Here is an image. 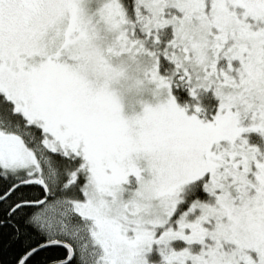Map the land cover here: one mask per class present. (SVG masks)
Returning <instances> with one entry per match:
<instances>
[{
	"label": "snow or ice",
	"instance_id": "6c2138e0",
	"mask_svg": "<svg viewBox=\"0 0 264 264\" xmlns=\"http://www.w3.org/2000/svg\"><path fill=\"white\" fill-rule=\"evenodd\" d=\"M113 50L155 103L125 115ZM0 239L3 264H264V0H0Z\"/></svg>",
	"mask_w": 264,
	"mask_h": 264
},
{
	"label": "clouds",
	"instance_id": "9594fccd",
	"mask_svg": "<svg viewBox=\"0 0 264 264\" xmlns=\"http://www.w3.org/2000/svg\"><path fill=\"white\" fill-rule=\"evenodd\" d=\"M110 44V41L105 40V49ZM107 62L111 69V88L120 96L123 109L127 107L131 113L141 101L149 103L148 97H152L157 86L149 75L150 67L146 58L136 53L121 55L113 50L112 55H107Z\"/></svg>",
	"mask_w": 264,
	"mask_h": 264
},
{
	"label": "trees",
	"instance_id": "16d2710c",
	"mask_svg": "<svg viewBox=\"0 0 264 264\" xmlns=\"http://www.w3.org/2000/svg\"><path fill=\"white\" fill-rule=\"evenodd\" d=\"M128 2L130 3L131 0H128ZM7 254L3 248V240L0 239V264H3L4 259L6 258Z\"/></svg>",
	"mask_w": 264,
	"mask_h": 264
},
{
	"label": "rangeland",
	"instance_id": "374dc122",
	"mask_svg": "<svg viewBox=\"0 0 264 264\" xmlns=\"http://www.w3.org/2000/svg\"><path fill=\"white\" fill-rule=\"evenodd\" d=\"M148 102L149 103H155V101L152 99L151 96L148 97ZM137 110H139V108ZM124 113H125V115L130 114L129 111H128V109H127V107L124 108Z\"/></svg>",
	"mask_w": 264,
	"mask_h": 264
}]
</instances>
